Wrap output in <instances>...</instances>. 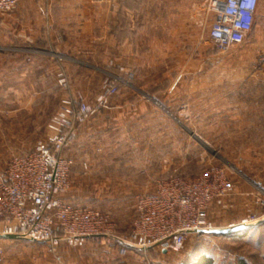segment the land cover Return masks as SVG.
Returning <instances> with one entry per match:
<instances>
[{
    "label": "rangeland",
    "instance_id": "rangeland-1",
    "mask_svg": "<svg viewBox=\"0 0 264 264\" xmlns=\"http://www.w3.org/2000/svg\"><path fill=\"white\" fill-rule=\"evenodd\" d=\"M19 3L0 29V169L12 156L32 151L45 137L47 124L58 111L67 90L58 84L57 76L63 72L60 57H53L50 50L53 44L68 47L79 41L74 27H71V33H48L50 20L45 6L35 1L20 0ZM208 3L206 0V25L198 31L197 43L198 52H202L199 47L210 48L208 53L212 54L213 65L206 74L207 78L205 73H199V78L213 99L219 100L243 85L247 87L252 78L264 75V64L260 63L264 54V0H260L253 30L245 43L225 53L208 39L209 16L214 19L213 14L207 13ZM20 11H26L24 19L15 24L9 21ZM66 11L67 14L57 13L56 16L74 17L70 21H76L79 15ZM101 43L102 51L97 57L88 59L100 73L90 69L94 76L89 74L88 80L77 81L73 85L82 86L88 94L87 103L96 110L109 104L153 107L146 122L145 137L150 142L148 146H141V150L147 149L145 158L140 156L138 162L117 163L120 167L135 170L136 176L125 177L123 174L109 179L87 176L88 164L84 161L77 165L86 174L81 172V176H74L75 162L66 154L70 145L64 151L65 157L72 162L65 200L109 214L117 233L124 235L135 217L133 206L138 195L152 192L156 182L168 176L192 178L206 167L217 165L226 170L232 189L227 197L211 205L209 222L214 228L237 225L250 216H255L256 222L248 225L251 228L238 230L229 236H188L179 253L170 252L164 259L154 255L151 263L199 264L207 260L210 264H264V147H260L261 155H254L253 150L258 147L223 143L207 145L203 131H192L195 136L187 125L177 124L176 108L182 102L187 83H151L146 89L141 83L126 85L116 82L117 92L105 96L106 89L114 81L103 73V69L107 70L105 55L108 52L103 38ZM69 69L74 73L72 68ZM99 91L101 94L94 97ZM144 166L149 168V174L141 172ZM0 245L4 249L1 264H65V251L80 249L59 246L52 251L46 243L19 237L1 240Z\"/></svg>",
    "mask_w": 264,
    "mask_h": 264
},
{
    "label": "crops",
    "instance_id": "crops-1",
    "mask_svg": "<svg viewBox=\"0 0 264 264\" xmlns=\"http://www.w3.org/2000/svg\"><path fill=\"white\" fill-rule=\"evenodd\" d=\"M22 1H35L45 6L50 20L48 33H71V27L76 29L74 33L78 34L79 41L73 46L53 44L50 50L53 57H60L61 69L67 73L65 97L87 102L88 94L82 86H74V83L88 80L89 74L94 76L90 69L100 73L88 59L97 57L102 51L103 38L108 54L105 55L107 70L105 68L102 72L112 81L126 85L141 83L146 89L151 83H187L182 102L176 108L177 124L187 125L195 136L192 131H203L207 145L223 143L258 147L253 154L261 155L264 147V75L252 78L247 87L243 85L219 100L213 99L200 84L199 73H205L207 78L206 74L213 65L212 54L208 53L210 48L199 47L202 52H198L197 43V33L206 25V0ZM66 10L79 15L76 21H70L74 17L56 16L57 13L67 14ZM25 12L13 14L9 21L15 24L24 19ZM11 13H0V29ZM212 19L213 16H209L210 24ZM100 94L99 91L94 97ZM152 108L114 104L99 107L79 125L66 153L75 162L74 176H81V172L86 174L77 165L83 161L88 164L87 176L92 178L109 179L123 174L125 177L136 176L135 170L120 167L117 163L138 162L140 156L147 154V149L141 150V146H148L150 142L145 136L147 115ZM122 170L125 172H120ZM148 170L144 166L141 172L147 173ZM128 233L117 235L125 238ZM65 252V264H152L154 255L164 259L170 253L157 248L142 251L118 242L102 245L90 239L80 249Z\"/></svg>",
    "mask_w": 264,
    "mask_h": 264
},
{
    "label": "built area",
    "instance_id": "built-area-1",
    "mask_svg": "<svg viewBox=\"0 0 264 264\" xmlns=\"http://www.w3.org/2000/svg\"><path fill=\"white\" fill-rule=\"evenodd\" d=\"M18 2L0 0V13H11ZM259 4L260 0H209L207 13L214 15L209 41L222 53L243 45L253 30ZM260 63L264 64V54ZM57 77L58 84L67 89L65 74ZM117 89L114 81L105 96L114 95ZM95 112L81 98L64 97L47 124L45 137L32 151L12 156L0 169V237L43 242L52 251L61 244L78 249L90 239L102 245L118 242L142 251L157 248L179 253L188 236L214 229L208 220L209 209L232 189L226 170L217 165L192 178L168 176L156 182L153 193L138 195L125 238L117 235L109 214L66 201L72 162L64 151L79 125ZM256 220L250 216L226 228L248 226ZM3 259L0 245V264Z\"/></svg>",
    "mask_w": 264,
    "mask_h": 264
},
{
    "label": "water",
    "instance_id": "water-1",
    "mask_svg": "<svg viewBox=\"0 0 264 264\" xmlns=\"http://www.w3.org/2000/svg\"><path fill=\"white\" fill-rule=\"evenodd\" d=\"M249 229L251 227L249 226H244V227H231V228H214V229H208V230H199L197 231L198 234H207V235H215V236H229L231 234H233L234 232L238 231V230H242V229ZM12 237H0V239H9Z\"/></svg>",
    "mask_w": 264,
    "mask_h": 264
},
{
    "label": "trees",
    "instance_id": "trees-1",
    "mask_svg": "<svg viewBox=\"0 0 264 264\" xmlns=\"http://www.w3.org/2000/svg\"><path fill=\"white\" fill-rule=\"evenodd\" d=\"M199 264H210L207 260L200 262Z\"/></svg>",
    "mask_w": 264,
    "mask_h": 264
}]
</instances>
